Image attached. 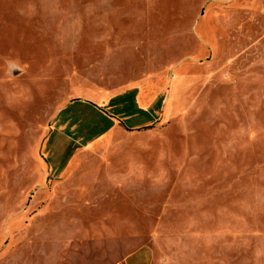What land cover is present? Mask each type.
Returning a JSON list of instances; mask_svg holds the SVG:
<instances>
[{"label": "rangeland", "instance_id": "374dc122", "mask_svg": "<svg viewBox=\"0 0 264 264\" xmlns=\"http://www.w3.org/2000/svg\"><path fill=\"white\" fill-rule=\"evenodd\" d=\"M139 249L264 264V0H0V264Z\"/></svg>", "mask_w": 264, "mask_h": 264}, {"label": "crops", "instance_id": "0c3cea01", "mask_svg": "<svg viewBox=\"0 0 264 264\" xmlns=\"http://www.w3.org/2000/svg\"><path fill=\"white\" fill-rule=\"evenodd\" d=\"M2 6L5 7L4 5ZM152 262V254L148 250L139 249L129 254L123 261L116 264H152Z\"/></svg>", "mask_w": 264, "mask_h": 264}]
</instances>
